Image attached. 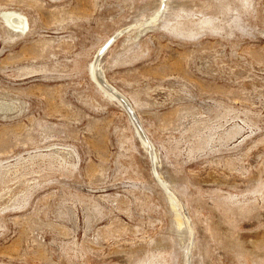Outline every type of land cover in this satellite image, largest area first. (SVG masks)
Here are the masks:
<instances>
[{
  "label": "rangeland",
  "instance_id": "rangeland-1",
  "mask_svg": "<svg viewBox=\"0 0 264 264\" xmlns=\"http://www.w3.org/2000/svg\"><path fill=\"white\" fill-rule=\"evenodd\" d=\"M0 264H264V0H0Z\"/></svg>",
  "mask_w": 264,
  "mask_h": 264
}]
</instances>
